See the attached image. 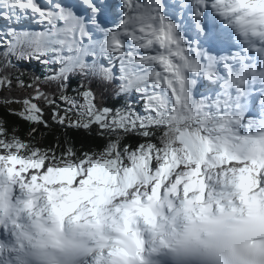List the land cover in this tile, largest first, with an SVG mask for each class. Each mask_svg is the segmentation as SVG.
I'll return each mask as SVG.
<instances>
[{
  "label": "snow or ice",
  "instance_id": "1",
  "mask_svg": "<svg viewBox=\"0 0 264 264\" xmlns=\"http://www.w3.org/2000/svg\"><path fill=\"white\" fill-rule=\"evenodd\" d=\"M214 2L208 0L201 7L197 0H171V4L165 0H120L119 4L112 0H0V18L19 25L0 31V46L6 47L7 55L43 57L45 65H59L49 68L43 80L34 77L30 82L7 73L10 60L0 67V90L27 93L23 98H4L5 104L20 105L9 113L47 129L51 127L45 119L48 108L53 123L85 130L95 125L101 137L108 136L101 150L78 154L66 143L57 153L59 144L37 147L16 136V128L9 133L0 119V162L6 163L8 174L39 172L45 182L63 184L62 192L69 200L80 194L87 198L89 189L99 191L121 182L131 187L141 178L151 181L189 166V180L203 185L206 167L232 163L248 165L240 169L241 183L264 187L259 179L264 151L258 149V144H264V118L246 116L253 92L233 86L234 54L220 58L226 74L218 71L208 55L230 47L225 30L212 18ZM258 2L264 5V0ZM29 21L43 30L27 27ZM102 58L108 63H101ZM117 60L119 76L113 70ZM185 73L191 79L186 80ZM75 76L95 77L101 88L118 79L115 95L138 93L147 114L141 115L132 103L118 109L98 106L97 92L82 82L74 89L76 95H69V81ZM200 78L219 84L221 91L215 98L189 101L185 88L190 90ZM255 94L264 109V87ZM182 121L188 125L175 129V140L153 141L157 133L162 140L173 124ZM37 131L38 127H32L29 136ZM132 134L143 142L134 148L122 146V137ZM37 179L34 175L33 180ZM159 188L157 183L156 195Z\"/></svg>",
  "mask_w": 264,
  "mask_h": 264
},
{
  "label": "trees",
  "instance_id": "2",
  "mask_svg": "<svg viewBox=\"0 0 264 264\" xmlns=\"http://www.w3.org/2000/svg\"><path fill=\"white\" fill-rule=\"evenodd\" d=\"M14 23L15 21H1L0 31L6 32L9 26L14 27ZM37 30H43V28ZM43 59L45 58L42 57L40 60L35 58L18 59L15 55H7L6 47L0 46V67H2L8 60H10L11 64L6 69L7 73L13 78L19 76L26 82H30L34 77H39L41 80H43L46 75L50 74L49 68H52L54 70L59 67V65L55 64L45 65L44 63H42ZM101 63L107 64L108 61L102 58ZM113 70L116 72V74H118L115 67ZM21 73H23L22 76ZM81 82L85 85H90L97 92L98 106H106L109 108L118 109L126 108L129 103H132L136 111L141 115L147 114L144 111L143 106L141 105L142 102L138 93L132 92L130 96L115 95L114 90L116 88V85L119 83L118 79L113 83L105 85L103 86V88H101L95 77L90 76L85 78L82 76H75L72 77L69 81L68 94L75 96L76 92L74 91V89H76ZM185 92L189 101H194L201 98L197 95L195 86H192L190 90L185 88ZM26 94L27 93L15 89L12 92L0 90V119L6 122L5 126L8 129L9 133L12 132L13 128H16V131L14 133L16 136L40 148H48L55 144H59L61 147L57 148V153H59L63 149L66 143L71 144L78 154L85 151L91 152L101 150L107 143L108 136L101 137L99 135V129L95 125H93L90 129L85 130L83 128L74 129L71 127H64L59 124L53 123L51 119V109L48 108L45 109V119L48 120L51 127L47 129L44 128L43 125H30L29 123L20 119L18 116L10 114V108L4 103V98H23ZM41 106H43L42 103ZM187 125L188 121H182L178 125L173 124V130H170L167 136H164L162 140H159V133H157V135L153 137V141L159 144L162 142L167 143L169 140H175L177 135L175 129H183L186 128ZM32 127H38V131L34 137L29 136V131ZM141 142H143L142 138L135 134L123 136L121 139L122 146L124 144H131L133 148ZM177 171L178 169H173L170 174H167V178L168 175H170V178L174 177ZM143 182L146 181L141 178V180L136 184ZM131 187H127L123 182H121L120 184L107 185L103 188V190L108 194V197L118 198L120 196L126 195Z\"/></svg>",
  "mask_w": 264,
  "mask_h": 264
},
{
  "label": "rangeland",
  "instance_id": "3",
  "mask_svg": "<svg viewBox=\"0 0 264 264\" xmlns=\"http://www.w3.org/2000/svg\"><path fill=\"white\" fill-rule=\"evenodd\" d=\"M28 24L35 25L36 23L33 21H29ZM38 27L43 28V26H41V25H38ZM208 55L211 56V53L209 52ZM115 62H116L117 70L119 72V61L117 60ZM197 63H201V62L198 61ZM221 69L223 70V66L221 67ZM181 71H183V67H181ZM224 74H226V73L224 72ZM185 79L186 80L191 79V74L185 73ZM231 79L233 82V86H239L242 89H247V90L253 92L252 103L250 104L249 108L246 111V116H248V117L252 116V118H256V119L264 118V109H261L258 106L257 100L259 99V97L255 94L260 88H262L264 86H262L260 83L258 84V82H255L254 79L250 76L249 77L244 76V78H243L241 76V73H239L238 71L233 73ZM240 80H244V81H240ZM196 81H197V83L201 82V86H200L201 88H199L198 94H202L203 96H212L213 97V94H212V91L210 88L211 85L207 86L208 85L207 82H206L207 84H202L203 81H206V78H200L199 80H196ZM236 81H239V82L236 83ZM217 85L218 84L213 85V87H217ZM204 88L207 89L208 91L204 92ZM141 105L143 106V104H141ZM8 107H10L11 109H16V108H19L20 105L13 103V104H9ZM62 107H66V105H62ZM256 112L258 113V115ZM75 118L76 117L73 116V119H75ZM259 146H260V144H258V149L260 148ZM245 166H248V165H242L240 163H232V164H229L227 166H221L219 168V174L220 175L218 174L217 176H206V174L203 173V179H204L203 185H201L200 183L191 182L189 180L188 173L184 169H182L181 172L179 173V177H182V181L183 180H186V181H185V185L181 186V190H183L185 193L189 191V193L191 194V193H193V189L197 187V191L193 194V196L196 193H200V194H202V196L205 195L207 200H210L213 197V195H215L221 191L222 184H231L234 181V179H236L237 176L240 175V169L242 167H245ZM0 173H2V175L7 174L8 176H10L7 172V165L5 162H0ZM34 175L39 177V179L34 181L33 180ZM261 175L264 176V170L261 171ZM15 178L17 180L22 179L23 184H25V182H28V184H25L26 187L35 188V187H38L36 184H38V185L41 184V187H45L46 189L50 188L51 190H55V191H61L64 188V185L60 184V183H47V182H45L42 178V174L39 172H36V173L22 172L18 175H15ZM53 179H55V177H53ZM35 182H36V184H35ZM157 183H160V188H159V191H160L161 190V180L155 178V179H153L151 186L149 185V187L151 189H149V187H139L134 192L130 193L128 197L121 198V199H119V200H117L111 204L106 203V205L108 206V209H102V208L101 209H102V211L108 210V212L110 211L112 214H117L120 211L119 206L123 202L128 201L134 197H137L141 192L143 194H147L148 192H152V193L155 192L156 193V184ZM180 185H181V183H180ZM22 187H24V186L22 185ZM102 188H104V187H101L99 191H96L94 189H89V194H88L90 197L89 198L90 199L89 205L94 200L103 199V197H104V199L106 198V196L102 194V191H103ZM23 189H25V188H23ZM27 190H30V188H27ZM171 199H172L171 197H165V198L163 197V199H161V200L159 199V205H163L165 202H167L170 205L172 203ZM18 200L21 203L24 200V198L20 197ZM96 206H97V208L101 207V205H96ZM108 212L104 211L103 213H104V215H106ZM103 213H102V215H103Z\"/></svg>",
  "mask_w": 264,
  "mask_h": 264
},
{
  "label": "bare ground",
  "instance_id": "4",
  "mask_svg": "<svg viewBox=\"0 0 264 264\" xmlns=\"http://www.w3.org/2000/svg\"><path fill=\"white\" fill-rule=\"evenodd\" d=\"M198 3V2H197ZM212 10H213V6H212ZM8 22V21H7ZM6 25V24H5ZM14 25V24H13ZM233 34H231L230 36H232ZM237 45H238V43H237ZM239 50H243V49H239ZM228 51V53L227 52H220V55H216L217 56V59L216 58H214L213 59V64H214V66L218 69V71H219V66L221 65V61H220V56H227L226 54H229V53H232V54H234L232 51H230V50H227ZM216 54V53H215ZM215 56V57H216ZM257 56V58L256 59H259L260 58V55H256ZM255 59V60H256ZM233 62H235L236 63V61H233ZM252 69H255L254 68V66L253 65H250L249 66V70H252ZM257 69V68H256ZM255 69V70H256ZM117 76H119L118 74H117ZM260 81H261V79H260ZM255 90V89H254ZM257 113V112H256ZM257 115H258V113H257ZM252 117V116H251ZM260 148H259V150H261V151H264V144H260V146H259ZM0 176L2 177V173H0ZM5 179V181H7L6 183L8 184V183H10L9 182V179L10 178H4ZM24 187H22V188H25L26 190H27V188L28 187H26L25 185H23ZM16 194H17V192H16ZM256 194V193H255ZM17 200V197H16V195L15 194H13V187H11V186H8V185H6V184H2L1 186H0V208H3V207H5V208H7L6 207V204L7 203H10V206H11V204L13 203V202H15ZM197 211V210H196ZM198 212V211H197ZM12 214V209L11 208H7V210L5 211V213H4V215H3V217H2V219H4V220H7L8 219V217L10 216ZM23 214H24V212H23ZM194 216H196V214H194ZM19 220H21L22 222H24L25 221V219H23V218H21V217H19ZM0 233H2V232H0ZM9 235V238L10 239H12L11 238V236H10V230H8V229H6V228H4V232L2 233V242H4V244H6V242H9V243H7V244H11L10 242V240L9 239H7V236ZM5 240H8V241H5Z\"/></svg>",
  "mask_w": 264,
  "mask_h": 264
}]
</instances>
